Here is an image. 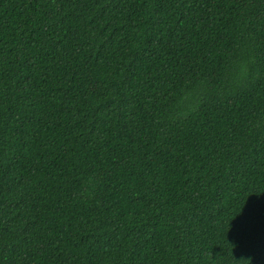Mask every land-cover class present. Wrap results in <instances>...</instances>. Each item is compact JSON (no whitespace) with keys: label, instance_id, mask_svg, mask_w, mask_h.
Listing matches in <instances>:
<instances>
[{"label":"trees","instance_id":"obj_1","mask_svg":"<svg viewBox=\"0 0 264 264\" xmlns=\"http://www.w3.org/2000/svg\"><path fill=\"white\" fill-rule=\"evenodd\" d=\"M0 264H264V0H0Z\"/></svg>","mask_w":264,"mask_h":264}]
</instances>
